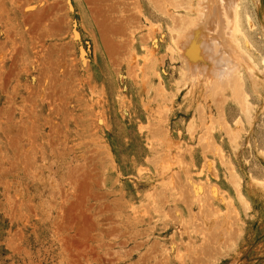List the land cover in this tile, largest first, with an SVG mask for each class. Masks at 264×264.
Returning a JSON list of instances; mask_svg holds the SVG:
<instances>
[{
  "label": "rangeland",
  "instance_id": "obj_1",
  "mask_svg": "<svg viewBox=\"0 0 264 264\" xmlns=\"http://www.w3.org/2000/svg\"><path fill=\"white\" fill-rule=\"evenodd\" d=\"M168 1L0 0V264H264V4L190 85Z\"/></svg>",
  "mask_w": 264,
  "mask_h": 264
},
{
  "label": "bare ground",
  "instance_id": "obj_2",
  "mask_svg": "<svg viewBox=\"0 0 264 264\" xmlns=\"http://www.w3.org/2000/svg\"><path fill=\"white\" fill-rule=\"evenodd\" d=\"M198 1L199 2L195 5L197 6V9L195 8V11L197 10L198 12V13L196 12L197 13L196 18L192 23L190 22L191 23L190 25L192 26H189L188 28L186 27V29L183 30L180 36V41H179L180 43L178 44V49H179L178 57L182 64L181 66L182 71H183L182 76L185 80L183 81L190 85H193V80L196 81L199 77L198 75L202 76L204 71H207V74L204 73L205 76L203 75L204 79L207 76L208 78L212 79L213 77H218L221 75L229 74V71L234 68L237 59L243 60L244 63H246L247 60H249V59L246 60L247 55L246 56L241 55V54H244L242 51L241 53L239 50L238 51L236 50L238 44L236 46L235 44L236 42L235 40H233L235 33L239 30L238 25L236 24L238 23L237 20H238L239 0H198ZM253 1L255 2L257 7L260 10H262L263 8L262 5L264 4L263 0H253ZM261 14L262 16H264V13H261ZM261 23H262L261 26L264 29V20H261ZM198 42H200V45H197V46L201 48V45L203 44L205 45L206 49H208L207 50L208 55L211 56L210 57L211 64L210 63L208 64V62L207 64L206 63L203 64V62H201L202 64L201 63L199 64L198 57H197L198 63L196 59L195 61H193L192 56L194 52V46H196V43ZM200 48L198 49V51L199 50L202 51L204 49V48L203 49L202 48L200 49ZM206 49H204L205 52H206ZM200 53L201 52H199V54ZM201 55H204V54H201ZM200 57H203V56H200ZM222 61L224 62V64H221ZM207 65H212V66L210 67ZM249 65L251 66V64ZM195 77L197 78L194 79ZM209 80H208L207 86L209 85Z\"/></svg>",
  "mask_w": 264,
  "mask_h": 264
}]
</instances>
